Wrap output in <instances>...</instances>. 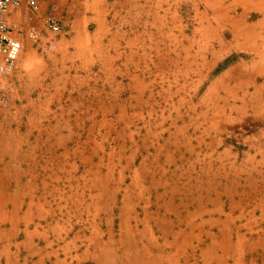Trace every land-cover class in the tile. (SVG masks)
Listing matches in <instances>:
<instances>
[{
	"label": "rangeland",
	"instance_id": "obj_1",
	"mask_svg": "<svg viewBox=\"0 0 264 264\" xmlns=\"http://www.w3.org/2000/svg\"><path fill=\"white\" fill-rule=\"evenodd\" d=\"M52 10L46 17L58 15V33L47 18L46 33L27 27L46 64L33 92L38 106L24 113L16 230L0 242V264H204L219 217L242 232L246 217L261 219L234 181L247 175L246 154L264 149V76L254 66L264 54L260 14L171 11L166 3L160 15L140 10L138 36L126 40L139 58L116 59L122 71L109 78L100 52L84 76L86 63L72 54L74 14ZM50 40L52 50L44 48ZM119 45L109 53L120 54ZM8 116L1 110L0 133L12 126ZM12 227L5 220L0 231ZM248 249L246 264H264L261 245Z\"/></svg>",
	"mask_w": 264,
	"mask_h": 264
},
{
	"label": "crops",
	"instance_id": "obj_2",
	"mask_svg": "<svg viewBox=\"0 0 264 264\" xmlns=\"http://www.w3.org/2000/svg\"><path fill=\"white\" fill-rule=\"evenodd\" d=\"M37 7L28 4V0H22V5L13 10L7 16L9 25V36L19 38L23 41V50L20 54L17 66L11 72L0 73V112L4 110L6 114H10L11 124L10 128L0 133V229L2 222L10 220L13 227L2 233L0 231V242H5L3 245L9 244L13 238L9 233L15 232L16 221L18 215V191L17 187L20 185L21 177L18 174L17 154L25 151L22 140L21 127L24 123V113L27 107H37L38 102L35 101L33 92L38 88L41 83L42 69L46 64L44 56L40 55L39 47L41 44L35 45V42H30L27 37V27L34 23L35 26L45 32L44 20L46 15L50 14L49 10L52 8V13L55 14L59 11H66L74 14L72 27L75 32L76 48L79 51H74L73 60L83 59L86 64V75L89 76L91 69L92 59L94 62H100L97 53H106V59L110 61V72L105 67L104 72L109 76H116L122 71L121 65L114 67V63L121 59L124 60L133 57L135 60L139 58L140 53L132 54L129 52L131 49L138 50V45L129 47L126 40L130 37L138 36V27L140 26V10L153 9L157 15L161 14L162 6L166 3L168 10L180 11L182 8L191 9L196 12H210V11H241L246 13V19L252 12L260 14L258 19L263 21L264 25V0H36ZM33 8V9H32ZM58 18V15H56ZM94 25L96 30L92 34L89 27ZM127 27L132 29L134 35L126 33L121 35L120 29ZM27 29V30H26ZM134 29H136L134 31ZM119 33V34H117ZM118 38V39H117ZM108 41V42H106ZM119 44L116 51L120 54L111 55L109 52L113 51L110 47L112 44ZM104 45V49L98 48ZM111 44V45H110ZM90 45V46H89ZM81 50V51H80ZM64 53L66 46L63 47ZM68 52V51H67ZM95 54L98 55L95 57ZM85 59V60H84ZM28 62V63H27ZM104 65V64H103ZM101 65V66H103ZM100 66V67H101ZM105 66V65H104ZM111 67L113 69H111ZM102 68V67H101ZM86 80V79H85ZM131 89V86L129 85ZM3 102H5L3 104ZM43 106V104H40ZM44 108H48V100H44ZM7 117V118H8ZM9 123V122H8ZM2 124V122H1ZM8 130V131H7ZM49 139H52L51 137ZM240 156V154L238 153ZM249 159L248 167H242L243 176L241 172H236L234 181H236L237 189L244 192L247 189L248 202L253 205V209L262 208L260 215L246 217L247 231H241V224L234 227V222L229 225V215L223 219L219 217V234L216 238V243L208 245L203 251L204 264H246L247 263V250L249 246L257 248L262 246L264 248V149L259 148L255 153L252 151L246 154ZM8 157V160H6ZM236 160L238 157H235ZM21 169V168H20ZM19 197H22L20 195ZM203 219V217H201ZM206 225V223H204ZM12 230V231H11ZM208 230V229H207ZM11 231V232H10ZM251 232L252 240L247 241L245 232ZM234 233L236 237L234 238ZM7 234V235H6ZM7 238L1 239V236ZM232 235V237H231ZM9 236V237H8ZM1 245V244H0ZM262 256L264 251L260 252ZM232 259V260H230ZM250 264V263H249Z\"/></svg>",
	"mask_w": 264,
	"mask_h": 264
},
{
	"label": "built area",
	"instance_id": "obj_3",
	"mask_svg": "<svg viewBox=\"0 0 264 264\" xmlns=\"http://www.w3.org/2000/svg\"><path fill=\"white\" fill-rule=\"evenodd\" d=\"M28 4L37 7L36 0H28ZM22 5V0H0V72H7L15 69L17 66L20 54L23 50V41L19 38L9 36V25L7 16L13 10L18 9ZM49 27L58 33L61 29V24L54 16L47 18ZM30 36L35 41H41L40 34L35 30L29 31ZM57 44L55 40L44 42V48L54 49Z\"/></svg>",
	"mask_w": 264,
	"mask_h": 264
},
{
	"label": "bare ground",
	"instance_id": "obj_4",
	"mask_svg": "<svg viewBox=\"0 0 264 264\" xmlns=\"http://www.w3.org/2000/svg\"><path fill=\"white\" fill-rule=\"evenodd\" d=\"M229 12V11H228ZM261 14V13H260ZM262 15V14H261ZM261 20V19H260ZM258 24H260V22H258ZM231 25L233 26V27H235V29H237L238 28V25H237V23H236V20H235V18L233 19V21L231 22ZM260 34H261V32H260ZM235 36L237 35V33H235L234 34ZM90 46V45H89ZM79 47V46H78ZM226 48L225 47H222L221 49H220V51H224ZM79 51V50H78ZM81 51V50H80ZM219 51V52H220ZM227 51V50H226ZM226 51H224V52H226ZM224 52H222V53H224ZM264 62V54H261V56L259 57V61H258V63H255L254 64V66L256 67V69H259V70H257V74L258 75H262V76H264V68L262 67V63ZM28 63V62H27ZM228 74V73H227ZM226 74V75H227ZM226 75H224L223 77H225ZM134 177V179H136L135 178V175L133 176ZM135 182L136 181H134V182H132L133 184H135ZM107 183V182H106ZM102 193V192H101ZM100 197H102L101 195H100ZM100 202V201H99ZM42 208V207H41ZM37 210L40 212L41 210H40V206H38L37 207ZM123 214H125V212H124V209H123V212L121 213V215H122V217H123ZM126 215V214H125ZM42 216V215H41ZM125 226V225H124ZM87 227H89V226H87ZM130 228V227H129ZM128 230V229H127ZM92 231V230H91ZM130 231V230H129ZM93 233V232H92ZM120 233H121V235L123 236L125 233H127V231H126V229L123 227V225L121 224L120 225ZM122 239H123V237L121 238V240H120V242H122V244H124L123 243V241H122ZM97 248H98V246H97ZM128 254V253H127ZM108 264V263H107Z\"/></svg>",
	"mask_w": 264,
	"mask_h": 264
}]
</instances>
